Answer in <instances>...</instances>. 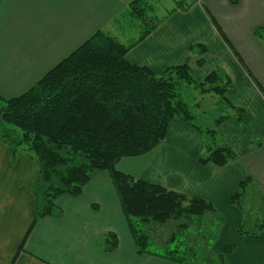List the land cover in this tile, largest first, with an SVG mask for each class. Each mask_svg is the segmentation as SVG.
Here are the masks:
<instances>
[{
  "label": "crops",
  "instance_id": "1",
  "mask_svg": "<svg viewBox=\"0 0 264 264\" xmlns=\"http://www.w3.org/2000/svg\"><path fill=\"white\" fill-rule=\"evenodd\" d=\"M130 1L0 0V97L26 93L100 30L119 40L118 26L132 14ZM181 1L189 9L176 11L174 1V7L157 19L159 25L130 50L128 59L161 74L184 64L192 45H202L203 55L189 58L198 82L212 72L214 61L221 60L236 81L227 98L246 113L243 127L229 122L221 126L242 168L234 163L201 165L200 134L176 117L160 147L141 157L122 159L117 169L212 203L226 218L214 251L236 244V252L226 257L228 263L264 264V232L257 240L241 237L236 225L244 214L231 204L244 171L253 180L247 193L257 191L264 204V93L260 89L264 90V30L261 38L255 34L264 29V0ZM147 3L141 0L140 4ZM207 95L214 96H201ZM215 101L209 109H203L201 101L196 104L204 122L214 123ZM253 135L262 137L259 148L250 147ZM10 156L8 147L0 144V264H178L137 253L107 171H95L81 196H59L55 206L62 212L60 217L48 216L33 225L32 181L39 166L25 155L18 154L15 163ZM110 233L118 239L113 250L106 241Z\"/></svg>",
  "mask_w": 264,
  "mask_h": 264
},
{
  "label": "trees",
  "instance_id": "2",
  "mask_svg": "<svg viewBox=\"0 0 264 264\" xmlns=\"http://www.w3.org/2000/svg\"><path fill=\"white\" fill-rule=\"evenodd\" d=\"M181 2H176L175 10L187 11L190 5ZM140 3L141 0L131 1V9H136V5L143 7ZM158 25L159 22L145 29L130 43H122L100 30L26 93L13 98L0 97V142L7 145L12 161L25 151L39 166L32 181L33 225L48 216L60 217L62 212L55 206L59 196H81L95 171H107L138 254H151L178 264H229L226 257L236 252V244L218 253L211 248L209 239L204 243L198 241L212 215L225 221L215 205L117 169L122 159L141 157L160 147L176 117L200 134L201 165L224 167L234 163L241 167L239 157L220 129L226 122L241 128L246 113L227 98L236 81L221 60L214 61L212 72L203 82L195 79L189 65L191 55H203L206 51L202 45H192L184 64L161 74L129 61L130 50ZM262 30L257 29L256 36L261 38ZM220 33L226 40L222 30ZM189 88L200 96L210 93L216 96V128L199 125L198 117L185 99ZM260 89L264 93L261 86ZM261 143V138L255 135L250 147L259 148ZM251 184L252 178L244 172V181L232 195L231 204L244 214L237 224L240 235L257 240L264 232V223L256 224L250 233L245 231L246 213L241 205ZM214 223L211 236L217 240L219 222ZM154 225L172 228L159 246L165 253L150 249ZM106 241L111 250L118 245L114 233ZM172 242L176 246L172 247Z\"/></svg>",
  "mask_w": 264,
  "mask_h": 264
},
{
  "label": "rangeland",
  "instance_id": "3",
  "mask_svg": "<svg viewBox=\"0 0 264 264\" xmlns=\"http://www.w3.org/2000/svg\"><path fill=\"white\" fill-rule=\"evenodd\" d=\"M131 1H130V3H131ZM147 1H148L147 5H145L143 7L136 5V9L132 10L134 15L131 14L129 16L128 21H124L118 26V31H119L118 38H119L120 42L122 41L123 43H130L132 41L137 40L139 38L140 34L145 29H148L149 27L154 26L155 23H157V21H158L157 19H161L164 15H166L167 11L171 10L174 7V5H175L174 1L177 2L176 0H147ZM178 2H181V0H178ZM141 8H143V9H141ZM142 18H145L147 20V25L143 21ZM142 24H143V26H142ZM192 89L193 88L188 89L189 93L186 94L185 99L189 103V105L192 107V112L194 113V115L198 117L199 125L204 126V127H210V128L215 127L216 128L215 123H212V121H205L204 122L203 120L200 119V117L204 118V116L202 114V109H199V107L196 106V103L201 101L203 109L204 108L209 109L207 106L214 104V100H216V96H213V95L200 96L197 94V92L191 91ZM214 111H215V105H214ZM216 116H217V113H216ZM207 119L211 120L212 117H209ZM205 120H206V118H205ZM214 121H215V118H214ZM241 127H243V124ZM220 131L222 134L221 129H220ZM253 136H255V135H253ZM223 137H224V135H223ZM252 137L250 138V140L252 139ZM259 137L261 138V141H262V137L261 136H259ZM0 144L5 145L4 143H1V142H0ZM19 154L25 155V156L32 159V155L27 154L25 151L20 152ZM10 158H11V156H10ZM16 158H17V156L15 157V160L13 161V163H15ZM36 166H37V164H36ZM37 171H38V166H37ZM241 205L243 206L244 211L246 213V215H245V228L244 229H245V231L250 233L252 230H255L256 224L264 223V204L261 200H259V193L255 190H253V191H249L248 193H246V196L242 200ZM238 209H240V208L238 207ZM218 213H219L220 217L224 218L225 221L221 222L218 219H214V217H213L214 215H212V218H208V220L210 219L209 224H208V221H206L205 230L203 229L202 237L198 238V241L202 242V243L206 242L207 239H209L210 240L209 242L213 244L211 247V248H213V250H214V245H216V243H217V241L214 239V237L211 236L212 231H214V226L216 224V223H214V221L219 222L218 223L219 227H216L217 230H219V231L221 229H223V227L225 226V223H226V218H225L224 214H222L220 212L219 209H218ZM171 229H172L171 226H156V225H154V227H152V229H151V233H152V239L151 240L152 241L150 244V249L152 251H154L156 253H165V250L160 249L159 246L160 245L162 246L164 244V241L166 240L167 236L169 235V232ZM236 229H237V225H236ZM239 235H240V233H239ZM240 236L243 237L242 235H240ZM180 238H182V236H180ZM153 241H156V243H154ZM176 244L177 243L172 242L171 246L172 247L176 246Z\"/></svg>",
  "mask_w": 264,
  "mask_h": 264
}]
</instances>
